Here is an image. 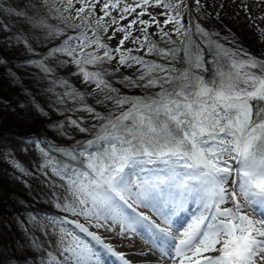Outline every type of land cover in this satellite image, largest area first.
Returning a JSON list of instances; mask_svg holds the SVG:
<instances>
[{
    "label": "snow or ice",
    "instance_id": "snow-or-ice-1",
    "mask_svg": "<svg viewBox=\"0 0 264 264\" xmlns=\"http://www.w3.org/2000/svg\"><path fill=\"white\" fill-rule=\"evenodd\" d=\"M5 2L0 14L28 25L7 37L30 54L17 65L37 69L48 106L69 113L48 126L86 136L66 146L26 138L21 151L39 157L31 170L3 152L26 188L27 178L39 181L37 202L50 207L16 221L33 264H104L95 245L131 264L108 236L140 237L146 264H264V54L230 29L206 27L204 0H29L19 10ZM0 27L10 31L3 19ZM7 64L0 57L48 117ZM190 204L196 211L177 227Z\"/></svg>",
    "mask_w": 264,
    "mask_h": 264
},
{
    "label": "rangeland",
    "instance_id": "rangeland-1",
    "mask_svg": "<svg viewBox=\"0 0 264 264\" xmlns=\"http://www.w3.org/2000/svg\"><path fill=\"white\" fill-rule=\"evenodd\" d=\"M204 2L211 5V7L208 8V11L212 13V19L205 24L206 27H211L212 29L221 32L222 35H227L228 30L230 29L235 36L237 35V30V32H243L247 29L252 34L247 40L248 43L243 46L255 55L264 54V0H204ZM220 5H223V8H221ZM244 5H247L248 7L247 13L244 10ZM217 11L221 13L219 18H216L215 16ZM249 14L251 19H249ZM245 33L249 34L247 31H245ZM129 71L130 70L125 71L124 74L129 75ZM86 102L88 103V99H86ZM26 105L32 107L31 103ZM47 108L49 109L48 117L41 116L34 110V108L32 109L33 114H30L34 116L35 122H38V116L45 120H48L51 117L59 120L65 119L64 116L58 115L57 112L49 106H47ZM77 114L78 113L72 114L73 118H75ZM20 126L16 125V127L12 129V131L18 136L0 135V199L7 200L8 197L12 198L15 197V195H21L23 192V183L15 178L18 173H16L11 164L3 159V152L5 149L13 150L15 157L29 170L33 169L34 164L39 162L38 154L35 151H28L27 153L21 151V149L26 146L24 143L25 139L28 138L24 136L29 132L24 125L20 124ZM65 131L68 136L72 137V139L62 137L60 135V130L52 128H50L48 132H44L43 135L47 136L48 134L54 142L59 143V145L62 146L86 138L85 134H80L72 130L67 124L65 125ZM52 132L54 134L53 136L51 135ZM57 138H60L61 140L59 141ZM27 179H29V183L31 182V190L37 195V197L42 191H45V189L41 188L38 180L31 178ZM8 186H10V188L13 186V191H11V189L7 190ZM18 190L21 193L15 194L14 192ZM190 207L193 209V212L196 211V206L194 204L190 205ZM40 209L42 208L37 207V210ZM44 209L46 208L44 207ZM139 211L144 212L146 215L151 216L156 220L157 223H160L157 216L148 209L141 207L139 208ZM26 213L27 212L23 209L18 211L14 210L13 213H7L6 216L0 215V264H33V260L29 258L35 257L36 254L27 248L25 235L16 223L17 219H23ZM178 219L179 221L176 223L179 227H183L188 220V217L183 215ZM85 238L90 240V238ZM107 240L114 243L117 251L126 253L128 260L133 262L136 260L140 262V264H146L139 255V251L140 249L147 247V245L140 237L137 236L131 239L125 238L121 240L108 236ZM90 242L95 244L94 241ZM95 246L101 251L104 264H120L115 256L107 253L100 245Z\"/></svg>",
    "mask_w": 264,
    "mask_h": 264
},
{
    "label": "trees",
    "instance_id": "trees-1",
    "mask_svg": "<svg viewBox=\"0 0 264 264\" xmlns=\"http://www.w3.org/2000/svg\"><path fill=\"white\" fill-rule=\"evenodd\" d=\"M28 3L29 0H6L5 6L7 7L8 5H11L12 7L19 10L26 9ZM0 19H3L4 22L7 23L10 27V31H4L3 28L0 27V57H3L8 61L7 67L11 68L12 71L17 74V79L19 81H22L23 89L28 90L33 96L37 94L35 96L36 101L39 102L42 106H44V108L49 112V109L47 108V99L45 95H43L40 91V89H43L44 87L48 86L47 81L44 79L43 75L39 74L38 70L34 67H21L17 65V61H24L30 58V54L26 52L25 47L23 45L10 47L7 43V37L18 33L19 30L22 29L27 32L28 25L24 22V19L22 17H17L15 14H0ZM237 31L236 37L238 38L239 42L242 45L247 44V40L252 33L247 29H245L243 32ZM245 31L249 32V34H246ZM34 47H36V45H34ZM37 50L45 51L46 49L44 47H37ZM69 72L70 70L60 69L58 71V74L62 77H69L70 83H72L81 91H84L85 89H83L80 79L77 77H70ZM129 72L132 73V70H130ZM34 73L40 75L39 81L34 75H32ZM116 86L119 87V85ZM55 90L61 91L58 86ZM86 99H88L89 104H94V99L92 97H86ZM29 103V97L23 94L21 84L16 83L15 81H11V78L6 75L5 67L0 66V135L18 136L15 132L12 131V129L16 127V125L20 126L21 124L24 125L26 127V130L29 132L24 137H47L53 141V139L47 133V136L43 135V133L46 131L48 132V130L50 129L48 125L50 123L60 120L56 118L54 119L52 117L48 120H45L44 118L38 116V122H35L34 116L31 115L33 114V107L26 105ZM21 104H25L26 107L21 108ZM81 114L82 113H78L77 115ZM67 115L69 114L65 113V116ZM51 135H54L53 132L51 133ZM57 139L59 141L61 140L60 138ZM12 187L13 186H11L10 188V186H8L7 190L11 189V191H13L14 187ZM22 188V193L19 192V190L14 192L15 194L21 193V195H15V197L12 198L8 197L7 200L0 199V213H3L0 215L6 216L7 213H13L14 210L18 211L24 209L25 212L36 211L37 207L42 208L39 211L50 210V207L47 204L37 202V195L34 194L32 190L26 188L24 184L22 185ZM44 207L46 209H44Z\"/></svg>",
    "mask_w": 264,
    "mask_h": 264
}]
</instances>
